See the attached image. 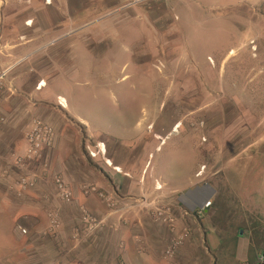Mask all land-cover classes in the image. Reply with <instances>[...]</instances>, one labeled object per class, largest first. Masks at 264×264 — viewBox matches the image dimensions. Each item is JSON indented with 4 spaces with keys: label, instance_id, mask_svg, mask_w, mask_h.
Returning a JSON list of instances; mask_svg holds the SVG:
<instances>
[{
    "label": "crops",
    "instance_id": "obj_1",
    "mask_svg": "<svg viewBox=\"0 0 264 264\" xmlns=\"http://www.w3.org/2000/svg\"><path fill=\"white\" fill-rule=\"evenodd\" d=\"M18 5L10 3L0 7V40L10 45L9 49L0 51V68H12L8 86L13 92L0 104L6 118L5 125H0V170L7 165L10 153L25 151V136L36 119L54 129L56 144L54 150L43 151L42 162L49 164L47 169L39 161L29 164L30 172L38 175L36 189L23 193L19 196L21 200L7 198L0 191V264H218V258H223L221 237L225 241L229 237L227 240L233 242L235 262L232 264L252 262L256 250L251 253L252 232L243 229L245 223L229 229L225 228L229 223L221 227L213 219L217 216L216 202L225 192L232 194L225 201L231 208L237 210V205L240 206L236 219H264V212L261 216L249 215L250 206L264 202L261 196L259 200L254 199L258 192L253 187L255 183L264 187V0H52L50 4L38 0L30 7ZM133 10L146 17V23L151 25L149 29L144 21L143 30L136 33L142 39L139 42H144L146 33L148 36L153 33L157 38H147L149 45L153 41L164 44L163 38H169V43L174 45L172 50L178 51L181 38L187 34L185 30L210 38L211 28L206 27L210 23L219 28L220 38L239 41L253 38L258 43L254 47L256 58H252L250 66L241 67H228L227 61L232 57L226 54L219 55L216 65L210 58L212 66L209 67L193 59L192 66L185 69L186 78L180 79L183 82L172 74L166 77L167 83L162 76L144 68L145 63L150 64L155 58L149 51L156 46H132L137 49L130 51L122 41L117 52L110 49L117 38H128L126 34L134 30L130 29L134 22H140L131 17ZM30 20L31 27H26L24 23ZM173 20L182 23L175 25ZM86 28L89 33H82ZM98 30L101 36L96 34ZM23 34L27 42L19 43L18 37ZM107 52L111 67L102 69L100 63ZM239 55L242 56L240 51L237 58ZM26 57H29L26 62H19ZM119 60L124 61L120 70H125L132 61L137 84L139 81L143 88L158 91L160 100L163 90L176 91L181 84L184 102L176 103L175 97L165 107L177 106L184 113L174 115L168 111L169 118L161 120L164 102L161 101L157 108L142 105L140 116L133 119L132 126L125 124L129 122L128 116L120 113L114 120L117 122L114 129L108 131V126L97 125L93 129L91 117L81 114L82 105L72 99L73 93L69 97L66 92L79 86V80L85 75L98 80L116 70ZM139 70L144 76L138 75ZM176 70L184 72L181 67ZM126 77L124 74L121 80ZM40 80L46 84L37 90ZM197 80L202 87L199 100L195 93ZM117 92L125 99L122 102L125 107V89ZM148 97L143 100L146 102ZM57 98L65 100V108L59 106ZM87 103L92 107L90 101ZM199 103L202 112L194 114L197 111L193 108ZM118 112L125 113V109ZM102 118L113 123L111 117L103 115ZM197 121L202 123L200 129ZM177 124L179 135L162 145L161 141ZM78 125L84 137L76 146L70 139H74L72 131ZM195 138H199L200 145L194 144ZM96 140L104 142L108 158L124 173L131 174V179L107 172L86 156L84 146ZM169 143L171 151L165 154L163 150ZM192 149L198 157L191 170L181 177L179 171L174 175L173 166L177 167L181 160L175 157L180 154L185 159L183 153ZM250 157L260 158L254 165L259 173L251 182L244 183V190L232 193L225 181L226 172ZM149 162L151 172H145ZM201 166L206 168L197 178ZM51 174L63 177L75 191L73 205L62 203ZM155 183L164 186L174 204L177 221L173 232L154 222L148 209L138 208L143 195L151 196ZM89 184L106 193L116 210L95 195L85 196L81 187ZM196 196H200L201 203L206 200L212 203L201 219L192 209L191 201ZM243 206L245 212L240 214ZM81 208L104 225L95 229L81 227L78 235L74 224H78ZM48 209L60 215L61 225L55 237L41 238L49 229ZM185 226L189 232L183 244L171 262L165 260L164 252ZM21 228L27 230V235H21ZM263 235L260 230L259 236ZM261 245L258 248L264 250V240ZM65 250L70 253L69 259L63 262L60 256Z\"/></svg>",
    "mask_w": 264,
    "mask_h": 264
},
{
    "label": "rangeland",
    "instance_id": "obj_2",
    "mask_svg": "<svg viewBox=\"0 0 264 264\" xmlns=\"http://www.w3.org/2000/svg\"><path fill=\"white\" fill-rule=\"evenodd\" d=\"M36 1H38V0H0V7L4 6V5H9L10 3L15 4V5L19 4L18 7H22V6L30 7ZM39 1H42L45 4L52 3V0H39ZM132 13H133L132 14L133 16H131V17H134L135 19L139 20L140 22H137V23L132 22L133 25H131L130 29H134V30H132L133 33L130 30V33L128 32L126 34V30L120 28L122 34L125 33L128 36V38H117V42L114 43V45L110 49L113 48L112 50L117 52L119 49L118 46L122 41H124V44L129 47L130 51L136 50L139 46H150V45L152 47L156 46V48L150 49V51H149V53H151V55H154L155 58L153 59V61L150 64L145 63L144 68L145 69L149 68L151 74L153 73L155 75H159L160 77L162 76L163 80H166V77L168 79V77H170L172 74H175L176 76L180 77V78L177 77L179 82H183L180 79L186 78L184 75V74H187V73H185V69L192 66V62H193L192 60L193 59L200 62V65L209 67V66H212V64L210 63L211 59L214 60V65H216V61H218L219 55L220 54H226L229 57H232V60L227 61L228 67H236V66L241 67V66H250L251 60L253 61V59L256 58V54H255L256 49L255 48L258 47V45H257L258 43L254 42L255 40L253 38H240V41L238 40V38H220L219 28H216L214 25H212L210 23H209L210 25L206 24V27L208 26L211 28L210 38H202L201 34L199 32L196 34H191L192 33L191 30H185V33H187V34L185 35V38H181V41H180L181 49L178 51L175 48H174V50H172L171 45L172 46H174V45H173V42L169 43V38H163L164 44L163 43L159 44L158 43L159 41L158 42L153 41L149 45L148 42H146L147 38H157L156 35L155 36L152 35L153 33H151V36H148V34L146 33V35L144 37L145 40H143L144 42L143 43L139 42V41H142V39H140L137 36V34H140V31L143 30V28H142L143 23H144V21L146 23V21L148 19L146 17L143 18V16L137 10L135 12L133 10ZM204 17L207 18V16H204ZM174 23H175V25L176 24L178 25V24H181L182 22L176 20V21H174ZM24 24L26 27H31L32 21L31 20L27 21ZM146 25L150 29L149 26H151V25H149L148 23H146ZM182 28L183 27H181L179 31H181ZM81 32L84 34L85 33L88 34L89 28L83 29ZM151 32H153V30ZM188 33H190V34H188ZM96 34H98V36H101V34L99 33V30L97 31ZM18 38H19V43L27 42V36L24 34L20 35ZM234 39H236V42H234ZM1 42L2 41L0 40V51L5 50V49H9L10 45L8 46V45H5V43H1ZM126 42H129V43H126ZM104 45L106 46V43H104ZM168 45L170 47L169 50L167 49ZM132 46H136L137 48H132ZM107 50H108V48H107ZM238 51H240L242 53V56L239 55L240 58H237V52ZM248 53L250 54V56L248 55ZM28 59H29V57H26V58H23L22 60H20L19 62H26ZM135 63L137 65V62H135ZM123 64H124V61L119 60V63L117 64L119 66L117 67L116 70L109 71L107 74L100 76L98 78V80L96 79V77L88 78L87 77L88 75H85L81 78V80H79V82H78L79 86L75 87L72 90V92L71 91L66 92V95H69V97H70V94L73 93L72 99L74 101H77L78 104L82 105L79 107L81 114L88 116V117L89 116L91 117L90 123L94 126L93 129L96 127V125L98 127L103 126L105 128L108 126V128H106L107 130L108 129L110 130L111 128L114 129L115 125H117V122L114 120L117 119V117L120 115V113L126 114L128 116L129 122H126L125 124L132 126L134 123L133 119L138 118V116H140L141 112H139V110H140V107L142 105L151 104V105H154L155 108H157L161 101H164L161 105V112H162L161 113V116H162L161 120H166L167 118H169V116H167L168 111H172L174 113V115L175 114L180 115V114L184 113V112L180 111V108H177V106L176 107H174V106H166L165 107V103L167 102V105H169L172 102L173 98H175V97H176V101H175L176 103L184 102V99L181 95V94H183V91L180 90V88H179L181 84L177 85L178 89L176 91H174L172 89V90H167L165 92V90H163L162 91V99L160 100V99H158V91L154 90L151 87L143 88L142 83H140L139 81L137 84V81H136L137 78H136V76H134L132 74V72H133V62L132 61H130L127 66H125V70H120L121 67L123 66ZM107 67H111L109 64L108 52L105 55L104 60H102V62L100 63V68L107 69ZM138 67H140V66H138ZM176 67H181L184 70V72L179 73V71L176 70ZM11 69L12 68H4V69L0 68V71H7L6 78L3 81L4 82L3 89L0 90V104L2 103V101L5 100V98L8 95H11L13 93L11 86H8L9 85L8 80H9V76L11 74ZM167 72L169 73L168 75H167ZM137 73H138V75L144 76V75H142L144 72L142 73V71H140V70ZM124 74H126L127 77H126V79L121 80V78ZM117 78H118V81L115 82V80ZM40 81H42L40 83V85H41L40 87H42L46 84L45 80H40ZM84 82H86V84H84ZM162 83L164 84V81H162ZM167 83H169V81H167ZM104 85H106V87H103ZM195 87L198 88V92H195L196 94H198V97H196V100H199L201 98L200 96H201V88H202L200 80L196 81ZM121 88H124L126 93H127V95L125 97L126 98L125 107H123V105H122V102H124L125 99H123L121 94L119 92H117V90L121 89ZM146 96H149L148 97L149 100L147 99L149 102H147V100H146V102H145V100H143L146 98ZM86 101H90L92 107L88 103L86 104ZM79 102H81V103H79ZM120 107L125 109V113L118 112V110L121 111ZM193 110L197 111V112H194V114H200L202 112L201 111L202 108H201L200 103L195 105ZM185 113H186V115L189 114V112H185ZM103 115H106L107 118L111 117V119H113V120L110 119V121L113 123L110 124V122L104 121V119L102 118ZM0 116L3 118V121H0V125H5L6 118L3 116L2 112H1V107H0ZM179 119H181V118L179 117ZM197 123H198V121H197ZM196 124L194 126H196ZM201 125H202V123H200V122L197 124V126H199V129H200ZM77 128L78 129L75 128L72 131V133L74 135V139L73 138L70 139V142L75 141L74 144L76 146L82 140V137H84V136H82V131H81L83 129L79 125L77 126ZM151 128H152V126L149 129H151ZM174 129H176V133H169L168 135H166V137L164 138L165 141L162 145H164L166 142H168L172 137L179 135L178 124L176 126H174V128H173V131L175 132ZM105 132H106V130H105ZM99 137H100V139H104V136L99 135ZM172 142H176V141L174 140ZM99 143H102L105 146L104 142H102L100 140L99 141L96 140L95 142H90L87 145H85L84 146V152L90 160H93V161L97 162L98 164H100V166L104 170H106L107 172L110 171L111 173H114L112 171V169L106 167L104 165V163H102L100 158H96V160H94V159L89 157L87 149L88 148L92 149ZM170 144L171 143H169V145L163 150V152H165V154L167 152L171 151V149L169 148ZM194 144L195 145L201 144L199 138L198 139L195 138ZM162 145L160 146V149H161ZM105 149H106V146H105ZM22 153H15V154H22ZM12 154H14V153H10L8 161L11 159ZM183 156L185 159H183V157L180 154L177 155V157H175V159L181 158L180 164L182 166L179 164L177 167L173 166V169H172V172H174V175L176 174V176H177L178 171L180 172L179 177L186 175L187 172H189L191 170L190 167H192V164H194L196 162V158L198 157L196 152L193 149L188 151V152H184ZM106 158H108L107 151H106ZM255 160H260V158L250 157L248 159L242 160V161L238 162L236 165H234L231 172H228V171L226 172L225 181L227 182L228 188L231 189L232 193L244 190L245 189L244 183H248L249 181L251 182L253 179L256 178L255 176L259 172H256V169L254 167V165L257 164V162ZM8 161H7V165L4 168H6L8 166ZM154 163H155V161H154ZM112 164H113V162H112ZM113 166H114V164H113ZM114 167H116V166H114ZM122 173H124V172L122 171ZM18 175H19L18 171L15 170L11 174L10 179L7 177L0 178L1 194H4V196H6L7 198H10L12 200L13 199L14 200H21V198L19 196H21L23 193H25V192H22L18 196L17 195L18 190L15 192V191H11L9 189L10 183L12 182V180L17 179ZM51 175H52L51 176V179H52L53 175H55V174H51ZM129 175L131 176V174H129ZM125 178H127V177H125ZM131 178H132V176H131ZM131 178H128V179H131ZM64 181L68 185L69 189L72 191L73 200H74L75 191L69 186L68 182L65 179H64ZM52 183H53V181H52ZM256 184L257 183L253 184V187L254 188L257 187L256 191L258 193H255L254 199L259 200V198H260L259 196L264 197V187H263V185H260V184H258L256 186ZM53 186H54V183H53ZM88 186L90 188L98 189L97 187H95L94 185H91V184L84 185L83 187H88ZM83 187H81L82 193H83ZM54 188H55V186H54ZM55 190H56V188H55ZM26 192H28V191H26ZM99 192L104 194V196H107L106 193H104L103 191L99 190ZM150 194H151V196L149 195L150 196L149 199L154 200L155 198L158 197L159 192L156 194V192L154 191V188H153V190ZM164 194H165L164 196H166V197L163 196L162 202L166 205L169 204L170 206H172V205L174 206L173 202L170 201V197H169L170 194H168L165 191H164ZM91 195L97 196L96 194H91ZM231 195L232 194L225 192L224 195L220 199L217 200L215 208H214V210L217 213V216L213 219L214 223L215 224L220 223L221 225H219V226H221V227H223L224 224L229 223V225L228 226L226 225V227H225V228H229V229L235 228L236 225L242 226L245 223L243 225V229H248L249 231L251 230V232L253 233L252 234L250 232L252 240H253V243L251 244V253H253V250L255 249L256 250L255 253H257L258 256L260 254H264V250H262V249L260 250L258 248L259 246L263 247V245H261V241L264 240V235L259 236V231L262 230L264 232V219H262V218H253V219H251V218L245 219L244 218V220L236 219L234 216H236V214H239L238 208L240 206L237 205V210H234L233 208H231V205H229L228 203L225 202L226 200L229 199V197ZM85 196H89V195H85ZM143 197H147V196L143 195L140 198V201L138 202V204L141 203ZM198 197L200 199V196H198ZM73 200L70 204H65V203L64 204L67 206L68 205L71 206V205H73L72 204ZM111 202L114 205L113 208H115V210H116V205L114 204L112 199H111ZM161 205L162 204H160V206ZM253 205H255V204L253 203ZM138 208L141 209V207H138ZM245 208H244V206L242 207L243 210L240 212V214L242 212H245ZM81 209H83V208H81ZM186 211H190V210H186ZM50 212H53L57 215L58 221L60 222V224H58V227H60V225H61L60 215L56 211H54L53 209H50V210L48 209V211L46 212V218L48 220L49 229L47 230V232H44V234L41 235V238H45L47 236H50V237L54 236L55 237L58 234V231H57L58 227H54V228L51 227L52 225L50 223V218L48 217V214ZM249 212H250L249 215H255L258 213L260 215L261 212H264V202L262 201V203H258V204H256V206H250ZM260 216H258V217H260ZM74 226H75L74 227L75 232H77L78 235H80V228L81 227H82V229L83 228H86V229L89 228L88 226L84 225L81 222V213H80V218H79L78 224L75 223ZM22 230H25V234H23L21 232ZM21 231L20 232H21L22 236L27 235V233H28L27 230L24 228H21ZM241 231H242V228L239 229V234ZM261 238H263V239H261ZM227 239H229V237ZM227 239L225 241L221 237V240H222L221 246L223 248V254H222L223 258H220V257L218 258V262H217L218 264H232L235 262L234 258H233V249H234L233 242H231L230 240H227ZM60 242H61L60 240L56 241L57 246L60 244ZM255 242H259V244L257 243L258 245H256ZM61 247H62V245H61ZM66 249H68V248H66ZM69 253H70L69 250L61 251L60 259L63 262L68 260L69 259V256H68ZM255 253L253 255L251 254L252 255V259H251L252 261L255 260Z\"/></svg>",
    "mask_w": 264,
    "mask_h": 264
},
{
    "label": "built area",
    "instance_id": "obj_3",
    "mask_svg": "<svg viewBox=\"0 0 264 264\" xmlns=\"http://www.w3.org/2000/svg\"><path fill=\"white\" fill-rule=\"evenodd\" d=\"M7 71H0V90L3 89L4 86V79L6 78ZM40 81L36 89L40 90L45 87H40ZM57 102L59 106L65 108V100L62 98H57ZM0 121H3V118L0 116ZM151 127V126H150ZM149 127V128H150ZM177 129V128H176ZM172 130L171 133H176ZM26 140V149L22 154H12L11 159L8 161V166L6 168H3L0 171V178H11V174L17 170L19 175L17 179L12 180L10 183L9 189L11 191H17L18 190V196L22 192L31 191L36 189L37 186V180L38 175L37 172H30L28 169L29 164L39 161L40 164H42L44 169H47L49 167V164H47L46 161L42 162V154L44 150L52 151L55 148L56 144V137H55V131L54 129L49 126L43 124L40 120H34L32 124L31 130L26 134L25 136ZM165 139L161 141V144H163ZM88 155L90 158L96 160V158H100L102 163L110 169L115 174H121L127 178H131V176L128 173H122L121 169L119 167H114L111 160L106 158V149L105 146L102 143L97 144L94 148H88ZM150 162L147 164L145 172L149 170L151 172ZM205 166H201L199 172L196 174V177L199 178L203 174L205 170ZM52 181L54 183V186L56 188V193L60 200L65 204H70L73 200V193L69 189L68 185L64 181V179L59 175H53ZM154 191L156 194L159 192V195L157 198L149 199L150 196L143 197L141 203L138 204V207L144 208L150 210L151 216L153 220L156 223L165 225L171 232L174 231V226L177 221V215L175 214V211L173 210V207L169 204H164L162 202V198L165 195L164 194V186L160 183L154 184ZM83 193L85 195H91L96 194L99 199L107 203L108 207L112 210H115L114 205L111 202V198L108 196H104L101 192H99L98 189L83 187ZM166 197V196H164ZM160 204H162L160 206ZM192 209L193 213H195L196 217L198 219H201L205 212L211 207L212 203L210 200H206L203 203H201L198 196H196L192 201ZM81 213V222L91 228H98L104 225V222L101 220H97L93 216H91L85 209L80 210ZM48 217L50 218L51 227H58V224L60 222L58 221L57 215L53 212H50L48 214ZM23 234H25V230L21 231ZM188 231V227L185 226L183 229V232L181 235H179L177 238L173 239L171 244L167 247L166 251L164 252V259L171 262V259L174 258L176 255L177 250L181 247L184 241V237H186ZM259 260L262 264H264V254L259 255Z\"/></svg>",
    "mask_w": 264,
    "mask_h": 264
},
{
    "label": "trees",
    "instance_id": "obj_4",
    "mask_svg": "<svg viewBox=\"0 0 264 264\" xmlns=\"http://www.w3.org/2000/svg\"><path fill=\"white\" fill-rule=\"evenodd\" d=\"M255 253V252H254ZM249 264H262L259 260V256L257 253H255V260H253L252 262H249Z\"/></svg>",
    "mask_w": 264,
    "mask_h": 264
},
{
    "label": "water",
    "instance_id": "obj_5",
    "mask_svg": "<svg viewBox=\"0 0 264 264\" xmlns=\"http://www.w3.org/2000/svg\"><path fill=\"white\" fill-rule=\"evenodd\" d=\"M240 235H242V232H240Z\"/></svg>",
    "mask_w": 264,
    "mask_h": 264
},
{
    "label": "bare ground",
    "instance_id": "obj_6",
    "mask_svg": "<svg viewBox=\"0 0 264 264\" xmlns=\"http://www.w3.org/2000/svg\"><path fill=\"white\" fill-rule=\"evenodd\" d=\"M201 127V126H200Z\"/></svg>",
    "mask_w": 264,
    "mask_h": 264
}]
</instances>
